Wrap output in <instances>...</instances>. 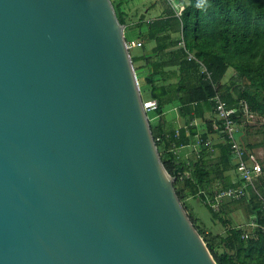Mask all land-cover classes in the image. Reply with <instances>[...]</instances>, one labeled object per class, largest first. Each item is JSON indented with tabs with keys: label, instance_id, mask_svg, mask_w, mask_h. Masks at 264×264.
Returning a JSON list of instances; mask_svg holds the SVG:
<instances>
[{
	"label": "water",
	"instance_id": "water-1",
	"mask_svg": "<svg viewBox=\"0 0 264 264\" xmlns=\"http://www.w3.org/2000/svg\"><path fill=\"white\" fill-rule=\"evenodd\" d=\"M125 29L111 0H0V264H218Z\"/></svg>",
	"mask_w": 264,
	"mask_h": 264
},
{
	"label": "trees",
	"instance_id": "trees-1",
	"mask_svg": "<svg viewBox=\"0 0 264 264\" xmlns=\"http://www.w3.org/2000/svg\"><path fill=\"white\" fill-rule=\"evenodd\" d=\"M180 1L186 6L182 16H178L174 8H169L157 19L147 22V25L140 19L136 23L140 32L131 40L125 33L126 40L130 42L142 39L143 50L146 43L155 41L156 50L160 53L165 52L170 45L184 43L182 48L170 55L167 65L179 66L178 76L173 73L178 79L173 92L183 106L180 112L187 120L195 117L193 114L199 116L209 109L213 110L211 98L217 92L222 93L229 108H238L236 117L239 121L244 118L245 110L264 116V0ZM115 9L127 32L128 14L121 10L120 4ZM144 26H147L146 33L141 31ZM174 34L177 36L174 37ZM132 60L135 64L134 58ZM201 63L211 73V79L205 78ZM160 66L164 67L163 64ZM230 68L235 70L238 81L222 92L221 81ZM155 75L157 72L150 73L148 77L138 75V82L140 87H151V98L158 99L157 112L161 114L165 98L172 96L157 84ZM192 104L197 106L193 107ZM205 124L207 134L221 132L224 135L220 120H207ZM213 125L216 126L215 130ZM163 126V122H160L158 126L151 128L162 162L169 174L176 179L174 186L181 201L188 192L197 196L202 190H206L213 175L222 177L223 171L217 167V162L219 160L224 165L230 164L232 154L228 144L220 159H215L216 165H208L206 162L210 159L200 157L192 174L177 162L172 152L165 154L163 148H166L167 132L165 133ZM209 152L213 155L212 150ZM231 163L235 165L233 160ZM255 197L254 194L252 201L256 200ZM209 209L212 211L210 207ZM213 215L227 225V220L214 212ZM189 217L194 222L193 217ZM256 220L264 222V206L257 209ZM195 227L218 264H264V233L261 231L257 230L254 235L245 238L244 230L230 228L227 235L222 236L226 250L218 252L208 234L197 224Z\"/></svg>",
	"mask_w": 264,
	"mask_h": 264
},
{
	"label": "crops",
	"instance_id": "crops-1",
	"mask_svg": "<svg viewBox=\"0 0 264 264\" xmlns=\"http://www.w3.org/2000/svg\"><path fill=\"white\" fill-rule=\"evenodd\" d=\"M127 13V11H126ZM144 18V17H143ZM149 22V20H148ZM136 25V23H135ZM141 31L143 33H146L147 26H144ZM177 34H174V37H176ZM184 46L183 44L178 45H170L165 52L160 53L156 50V43L155 41H151L150 43H146L145 49H144V55L140 57L143 59V64L137 67V72L140 76L148 77L150 73L157 72V75H155V81L159 86L164 87V90L167 91V94L172 97H166L164 100L163 105V112L160 114L157 111L156 117L154 122H151V126H158L160 122H163V130L165 133L167 132V136L165 137V143L166 148L164 149L165 154H169V152H172L176 160L179 164H181L183 167L186 168V171H189V173L195 172V167L198 159L200 157H203L204 159H210L208 162H206L208 165H217V167L223 171L222 177H216L213 175L211 177V181L207 184L208 187L206 190H211L215 187L216 183H221L223 185H229L233 186L238 183V178L235 177L234 180L232 179V163L231 160H233V156H230V164L224 165V163H220L219 160L217 163H215V159H220L222 156V151H224V147L228 144L225 135H223L221 132H214L211 134H207V127H206V121H217L219 120L215 109L213 107V110L209 109L204 114L196 116V114H193L192 118H189L187 120L184 115L181 114L180 109L183 108L179 100L177 99L176 95L174 94V90L176 89V82L178 81V71L179 66H173V65H167L170 55L173 54L176 50L182 48ZM160 64H163L164 67L160 66ZM139 68H142V70L139 71ZM175 73L176 75H174ZM137 74V75H138ZM236 72L233 68H230L227 72V74L224 76V78L221 81L222 84V92L225 89H228L233 82L238 81V78H236ZM150 90L151 93V87H147ZM234 88H232L233 91ZM221 93V92H220ZM222 94V93H221ZM193 107H196L197 104H192ZM244 122V119L240 121L239 123V136L241 138V141L249 148L250 150L254 151L257 155V163L260 170H264V137L258 134V130L255 127L250 126L247 128V132L245 134H241L242 125L241 123ZM255 126V125H254ZM241 128V129H240ZM213 129H216V126L213 125ZM206 136V137H205ZM208 142H211V144H208ZM204 145V146H203ZM229 145V144H228ZM213 151V155L209 152V150ZM231 155V154H230ZM213 160V161H212ZM234 161V160H233ZM235 163V162H234ZM233 163V164H234ZM234 172V171H233ZM257 176L255 180V188H250V194L240 200L241 202H245L248 204V209L253 212L250 219L245 221L243 223L238 224L235 222L234 224L231 223L230 220H228L227 230L230 228H240L244 230V232L247 234L246 230L250 229V223L252 221L256 220V211L261 206H263V203L260 199V195L264 196V178L260 176V171L256 172ZM239 174V172H238ZM215 178L213 181L212 179ZM228 187V186H224ZM256 195V200L252 201V198ZM204 199V198H203ZM260 200V201H259ZM225 202H231V201H225ZM224 202V203H225ZM239 202V201H238ZM205 204V202H204ZM206 205V204H205ZM208 207V205H206ZM222 207V206H221ZM254 207L256 209H254ZM209 209V207H208ZM222 210V209H221ZM211 215L213 214V210H208ZM224 212H229L232 210H229L228 207L223 208ZM219 213V212H214ZM224 214V213H223ZM229 215V214H228ZM193 218H198L197 216L191 215ZM224 216V215H223ZM200 218V217H199ZM228 219V218H227ZM226 220V219H225ZM226 230V235H227ZM257 230L251 228V235H254V233Z\"/></svg>",
	"mask_w": 264,
	"mask_h": 264
},
{
	"label": "rangeland",
	"instance_id": "rangeland-1",
	"mask_svg": "<svg viewBox=\"0 0 264 264\" xmlns=\"http://www.w3.org/2000/svg\"><path fill=\"white\" fill-rule=\"evenodd\" d=\"M111 1L114 8L120 4L121 10H124L125 12L127 11L128 28H127V32L125 30V33L129 40H131L132 37H135L136 34L140 32V28L136 27L135 25V23L139 22L140 19L144 20L145 25H147L148 20L151 21L157 19L166 9L174 8L177 12V10H179V8L182 5H185L180 0H111ZM130 53L132 55V58H134L135 60L134 68L137 69L136 66L140 67V65H142L144 62L142 61L143 59L140 58L142 57V55H144V50L141 47H136L132 49ZM140 70H142V68H139V71ZM141 91H142L143 99H149L152 97L150 90L146 86L141 87ZM156 114H157L156 111H151L148 113L150 118L149 120L150 124L151 122L152 123L154 122ZM243 119L244 122L241 123L242 129L240 128L242 130L241 134H245L247 132V128L252 126L257 128L258 134L264 137V116L254 114V118H252L249 115V116H244L242 120ZM232 169L234 172L232 171L231 180H234L235 177L238 178L239 170L235 165H232ZM256 177L258 176L256 175ZM224 186H229V185L222 186L221 183H216L215 187L212 189L213 190L212 193L221 190L222 188H224ZM210 192L211 191H208V193ZM181 202L188 215H193L195 217L196 216L198 217V218H193L194 220L193 224L195 225L197 224V226H199L201 230H203L205 233L208 234V236L214 242L216 250L218 252H222L226 250L224 242L222 241L223 240L222 236L226 235L227 226L223 223L222 220L217 219L213 214L211 215V213L208 211L209 210L208 207L204 204L203 196L200 194L194 196L188 192V194L184 197L183 201ZM247 206H248L247 203L241 201L225 202L222 204L221 207L222 210L216 214L222 217L223 219H226L227 222L228 220H230L231 223L233 224L235 222L240 224L243 223L245 219L249 220L251 215L253 214L251 208L249 210ZM225 207H228L229 210L232 211L224 212L223 208ZM251 228L246 230L249 236H251L250 234Z\"/></svg>",
	"mask_w": 264,
	"mask_h": 264
},
{
	"label": "built area",
	"instance_id": "built-area-1",
	"mask_svg": "<svg viewBox=\"0 0 264 264\" xmlns=\"http://www.w3.org/2000/svg\"><path fill=\"white\" fill-rule=\"evenodd\" d=\"M186 6L182 5L177 10V15L182 16ZM143 40L138 41H127V48L129 52L136 48L142 47ZM131 54V53H130ZM132 59V55H131ZM202 73L205 74L206 79H211V73L207 67L201 63ZM141 89V87H140ZM211 101L214 103L215 112L221 121L223 133L225 139L230 146L231 154L235 162L236 167L239 170V180L236 185L224 187L221 190L208 193L207 190H202L204 202L214 212H220L221 206L225 201H240L250 194V188H255L256 172L260 171V176L264 178V170H260L257 163V155L254 151L250 150L241 141L239 136V119L236 117L238 108H229L227 102L224 100L222 94L217 92ZM143 108L147 115L151 111H157L159 108V101L156 98L143 99ZM249 113V114H248ZM251 116L254 118V113H250L247 110L244 111V116ZM149 116V115H148ZM150 119V118H149ZM211 144V142H208ZM260 199L264 206V196L260 195ZM250 226L264 233V222H258L257 220L252 221ZM249 234H245V238H248Z\"/></svg>",
	"mask_w": 264,
	"mask_h": 264
}]
</instances>
